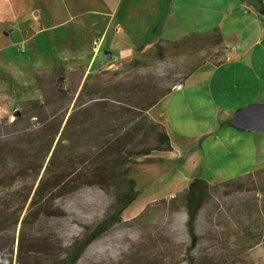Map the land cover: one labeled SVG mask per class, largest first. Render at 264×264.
I'll list each match as a JSON object with an SVG mask.
<instances>
[{
  "label": "rangeland",
  "instance_id": "374dc122",
  "mask_svg": "<svg viewBox=\"0 0 264 264\" xmlns=\"http://www.w3.org/2000/svg\"><path fill=\"white\" fill-rule=\"evenodd\" d=\"M210 16L214 14L210 13ZM229 23V20L225 22V30L242 31V28L254 26L249 22L243 26L240 23L229 26ZM155 43L140 46L141 52L139 47L130 59L97 70L83 82L81 71L76 69L39 74V97L28 101L38 100L43 112L27 113L28 101H24L15 106L9 117L0 120L6 119L9 125L21 117L25 121L15 128L26 127L32 131L44 124H54V130L57 125V134L43 162L44 167L84 84L81 101L91 98L97 101L99 97L111 96L123 101L128 97L124 91L130 84L150 83L156 93L170 86L173 80H177L176 85L182 81V87L162 98L151 109V116L156 121L152 120L158 121L167 133L171 151H153L149 156L135 158L128 164L127 179L135 181L138 195L122 212L120 220L95 240L76 264H264V177L253 183L241 181L212 191L198 215V243L192 250L189 249L190 241L184 225L186 214L182 207L183 192L194 178L216 186L264 169V129L252 131L223 124L246 106L264 104L252 102L262 101L263 95L254 100L251 97L254 95L250 94L252 87L248 86L260 83H247L251 73L232 62L221 66L207 64L193 72L186 81L182 80L202 58L212 61L227 59L228 53L213 42L194 52L168 45L164 56L150 52L135 69L124 67L149 52ZM18 54L19 58L29 59L27 53ZM15 112L19 113L17 118ZM93 114L85 116H93L95 122ZM124 119L115 124L114 131L123 126ZM79 123L74 122L67 129L62 143V150L69 152L70 162H75L72 167H81L87 154L100 149L94 135L104 126L96 123L97 128L89 132L91 137L86 136L83 140L79 137L82 129ZM68 141L77 142L73 155L67 149ZM142 146H154V142L149 140L138 145L139 148ZM26 184L20 183L13 190ZM116 195L115 189L105 191L98 186L83 187L72 194L56 197L55 210L52 208L51 211L54 216L42 224L31 227L30 221L22 227L29 197L17 224L3 234L6 249L12 252V264L15 263L19 236L28 241L39 235L40 230L53 246L55 260L62 258L74 243L115 212ZM241 228L250 230L241 232L238 238L237 232ZM27 250L28 246H22V253ZM21 264H28L26 256Z\"/></svg>",
  "mask_w": 264,
  "mask_h": 264
},
{
  "label": "trees",
  "instance_id": "16d2710c",
  "mask_svg": "<svg viewBox=\"0 0 264 264\" xmlns=\"http://www.w3.org/2000/svg\"><path fill=\"white\" fill-rule=\"evenodd\" d=\"M210 42L228 52L217 31L189 33L173 42L164 39L156 40L149 52L141 54L124 67L135 69L141 59L146 58L150 52L162 57L168 45L173 49L185 48L194 52L203 49L204 44ZM141 50L142 47L138 49L139 52ZM225 60L212 61L202 58L188 70L182 80L186 81L193 72L207 64L219 66ZM176 81L173 80L170 86H166L156 93L150 83L130 84L124 91L125 96L128 97L123 101L112 96L110 98L99 97L100 99L97 101L92 98L81 101V94L86 87L84 84L76 99L75 107L66 119L59 139L44 167L43 162L47 158L57 134V125L54 130H52L54 124H44L32 131L26 130V127L15 128L20 122L25 121L21 117L9 125L6 124V119L0 120V264H12L13 262L12 252L6 249L5 235L3 234L9 227L17 224L29 197L31 199L21 221L22 227L30 221L31 227L36 224L40 225L49 219L48 217L54 216L51 211L52 208L55 210L53 204L56 197L72 194L83 187L90 186H98L105 191L117 190L115 212L93 227L84 238L74 243L62 258L55 260L53 246L40 230L41 232H37L40 233L39 235L33 236L28 241L22 235L19 236L14 264H21V260L25 259V256L28 264H76L83 252L120 220L122 212L134 202L138 195L135 181L127 179L128 164L133 163L135 158L149 156L153 151H171L164 127L160 123L154 122L148 112L162 98L170 94L176 86L182 87V81L179 82L180 85H176ZM89 101H91L90 104ZM26 105H28L27 113L29 114L36 111L43 112V106L38 100L28 101ZM77 113H81V115L77 116ZM89 113L96 117L95 122L93 116H85ZM123 118H125L123 126L114 131L115 124ZM74 122H80L82 129L79 137L83 140L86 136L91 137L89 132L91 129L97 128L96 123L104 124L102 130L94 135L100 149L93 154H87L81 162V167H72L75 162H70L69 152L62 150L65 133ZM223 124L232 126L233 122L227 120ZM149 140L154 142V146L138 147L139 144L142 145L143 142ZM76 144L77 142L68 141L67 149L71 151V155H73ZM263 177L264 169L216 186L199 178L192 179L184 190L182 198V207L186 214L184 225L190 241L189 249H194L198 243L197 218L203 206L210 199L213 190L218 187L236 185L241 181L253 183ZM20 183H27V186H19L13 190ZM58 209L56 207V210ZM249 230L250 228H241L237 232V237H240L241 232L247 233ZM22 246H28V250L22 253Z\"/></svg>",
  "mask_w": 264,
  "mask_h": 264
},
{
  "label": "crops",
  "instance_id": "0c3cea01",
  "mask_svg": "<svg viewBox=\"0 0 264 264\" xmlns=\"http://www.w3.org/2000/svg\"><path fill=\"white\" fill-rule=\"evenodd\" d=\"M227 20L254 26L225 30ZM212 31L228 49L222 64L247 69L260 83L251 97L263 95L252 102L264 103V0H0V118L38 99L39 74L76 69L83 82L148 42Z\"/></svg>",
  "mask_w": 264,
  "mask_h": 264
},
{
  "label": "water",
  "instance_id": "95a60500",
  "mask_svg": "<svg viewBox=\"0 0 264 264\" xmlns=\"http://www.w3.org/2000/svg\"><path fill=\"white\" fill-rule=\"evenodd\" d=\"M62 79H60L61 81ZM19 116L18 112L14 113V117ZM233 125L239 129H248L252 131L264 129V104L249 106L231 120Z\"/></svg>",
  "mask_w": 264,
  "mask_h": 264
},
{
  "label": "built area",
  "instance_id": "2783aa9c",
  "mask_svg": "<svg viewBox=\"0 0 264 264\" xmlns=\"http://www.w3.org/2000/svg\"><path fill=\"white\" fill-rule=\"evenodd\" d=\"M179 88H180V86H179V87H175L174 90H177V89H179Z\"/></svg>",
  "mask_w": 264,
  "mask_h": 264
}]
</instances>
